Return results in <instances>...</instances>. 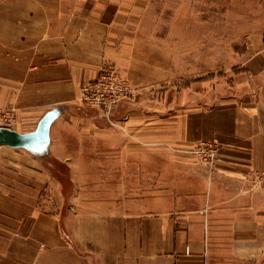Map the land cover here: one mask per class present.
Masks as SVG:
<instances>
[{
    "label": "crops",
    "instance_id": "crops-1",
    "mask_svg": "<svg viewBox=\"0 0 264 264\" xmlns=\"http://www.w3.org/2000/svg\"><path fill=\"white\" fill-rule=\"evenodd\" d=\"M146 20L136 0H0V109L20 134L50 120L0 146V264H264V34L229 79L183 86ZM107 63L133 94L109 118L81 100Z\"/></svg>",
    "mask_w": 264,
    "mask_h": 264
},
{
    "label": "rangeland",
    "instance_id": "rangeland-1",
    "mask_svg": "<svg viewBox=\"0 0 264 264\" xmlns=\"http://www.w3.org/2000/svg\"><path fill=\"white\" fill-rule=\"evenodd\" d=\"M136 1L149 33L173 49L183 86L229 79L237 72L251 33L264 34V0Z\"/></svg>",
    "mask_w": 264,
    "mask_h": 264
},
{
    "label": "built area",
    "instance_id": "built-area-1",
    "mask_svg": "<svg viewBox=\"0 0 264 264\" xmlns=\"http://www.w3.org/2000/svg\"><path fill=\"white\" fill-rule=\"evenodd\" d=\"M82 103L95 107L109 118L115 108L123 100L133 96L129 81L122 76L117 67L111 63L104 64L99 76L94 82L85 85L81 89ZM18 123L17 117L12 110L4 111L0 109V128H13ZM194 150L203 163L212 167L214 145L198 143ZM252 180L264 184V173H256Z\"/></svg>",
    "mask_w": 264,
    "mask_h": 264
},
{
    "label": "water",
    "instance_id": "water-1",
    "mask_svg": "<svg viewBox=\"0 0 264 264\" xmlns=\"http://www.w3.org/2000/svg\"><path fill=\"white\" fill-rule=\"evenodd\" d=\"M52 118L56 115L54 112L50 113ZM49 114V115H50ZM46 121L45 125L40 123L39 129L33 133H25L20 134L16 130L11 128H0V146H7V147H23V145H28L37 137L47 138V130H48V122Z\"/></svg>",
    "mask_w": 264,
    "mask_h": 264
}]
</instances>
